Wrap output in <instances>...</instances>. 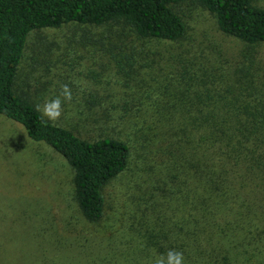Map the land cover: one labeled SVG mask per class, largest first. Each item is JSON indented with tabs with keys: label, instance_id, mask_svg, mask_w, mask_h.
Returning <instances> with one entry per match:
<instances>
[{
	"label": "rangeland",
	"instance_id": "374dc122",
	"mask_svg": "<svg viewBox=\"0 0 264 264\" xmlns=\"http://www.w3.org/2000/svg\"><path fill=\"white\" fill-rule=\"evenodd\" d=\"M176 10L186 27L177 41L137 38L114 24L68 23L28 35L19 85L37 105L68 85L73 99L55 123L66 121L89 139L120 138L130 156L103 188L102 217L90 222L74 199L66 160L0 114V264H147L156 256L148 235L177 215L163 198L170 166L149 140L155 106L184 87L235 84L245 73L264 91V42L223 33L193 1Z\"/></svg>",
	"mask_w": 264,
	"mask_h": 264
},
{
	"label": "trees",
	"instance_id": "16d2710c",
	"mask_svg": "<svg viewBox=\"0 0 264 264\" xmlns=\"http://www.w3.org/2000/svg\"><path fill=\"white\" fill-rule=\"evenodd\" d=\"M184 1L0 0V114L66 160L74 199L90 222L102 217L103 188L126 169L130 149L114 136L83 137L66 121L53 123L36 110L18 83L28 35L68 23L114 24L137 38L177 41L186 27L176 6ZM190 1L208 10L223 33L264 42V6L253 0ZM248 75L225 86L184 87L160 100L147 119L159 161L170 166L164 202L177 215L171 226L160 222L148 235L156 256L176 249L185 264H264V91L246 81Z\"/></svg>",
	"mask_w": 264,
	"mask_h": 264
},
{
	"label": "clouds",
	"instance_id": "9594fccd",
	"mask_svg": "<svg viewBox=\"0 0 264 264\" xmlns=\"http://www.w3.org/2000/svg\"><path fill=\"white\" fill-rule=\"evenodd\" d=\"M73 99L71 88L62 85L60 94L53 99L46 100L42 105H36V110L53 123L57 122L63 114V104L70 103ZM147 264H185L183 252L168 249L165 253L155 256Z\"/></svg>",
	"mask_w": 264,
	"mask_h": 264
}]
</instances>
